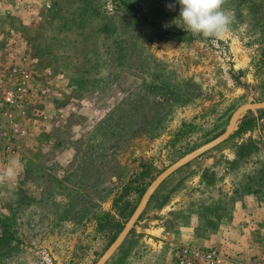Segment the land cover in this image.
Listing matches in <instances>:
<instances>
[{
	"label": "rangeland",
	"instance_id": "1",
	"mask_svg": "<svg viewBox=\"0 0 264 264\" xmlns=\"http://www.w3.org/2000/svg\"><path fill=\"white\" fill-rule=\"evenodd\" d=\"M40 1L0 0V64L14 49L51 72L0 163L23 165L0 183V264H94L156 175L264 99V0H226L221 38L179 26L177 0ZM184 245L264 263V109L169 175L105 264Z\"/></svg>",
	"mask_w": 264,
	"mask_h": 264
},
{
	"label": "built area",
	"instance_id": "2",
	"mask_svg": "<svg viewBox=\"0 0 264 264\" xmlns=\"http://www.w3.org/2000/svg\"><path fill=\"white\" fill-rule=\"evenodd\" d=\"M40 3L44 10H49L52 6L50 0H41ZM22 12L28 14L29 11ZM30 12L33 14L37 10ZM26 54L10 49L9 61L0 69V163L14 153L18 141L27 136V116L30 111L33 112L31 104L42 102L50 90L51 72L37 75ZM176 264L239 263L214 247L184 245L177 251Z\"/></svg>",
	"mask_w": 264,
	"mask_h": 264
},
{
	"label": "water",
	"instance_id": "3",
	"mask_svg": "<svg viewBox=\"0 0 264 264\" xmlns=\"http://www.w3.org/2000/svg\"><path fill=\"white\" fill-rule=\"evenodd\" d=\"M261 109H264V99L261 101L247 102L241 104L232 113L228 124L222 133L209 140L208 142L198 146L192 151L186 153L185 155L171 163L169 166H167L165 169H163L158 175H156L155 178L148 184V186L144 190L137 205L135 206L131 215L125 222L121 231L118 233V235L114 238L111 244L105 249V251L100 255V257L96 260L94 264H105L107 260L114 254V252L123 243L130 230L140 217L154 191L169 175H171L174 171L187 164L188 162L192 161L196 157L202 155L206 151L224 142L235 130L241 117L245 112L250 110L256 111Z\"/></svg>",
	"mask_w": 264,
	"mask_h": 264
},
{
	"label": "clouds",
	"instance_id": "4",
	"mask_svg": "<svg viewBox=\"0 0 264 264\" xmlns=\"http://www.w3.org/2000/svg\"><path fill=\"white\" fill-rule=\"evenodd\" d=\"M177 3L180 5L179 26L186 31L204 38H221L229 32L232 17L223 7L226 0H177ZM168 7L172 9L175 5ZM22 167L19 159H10L7 167L0 170V183L13 179Z\"/></svg>",
	"mask_w": 264,
	"mask_h": 264
},
{
	"label": "crops",
	"instance_id": "5",
	"mask_svg": "<svg viewBox=\"0 0 264 264\" xmlns=\"http://www.w3.org/2000/svg\"><path fill=\"white\" fill-rule=\"evenodd\" d=\"M23 15V14H22ZM24 16H26V15H24ZM2 49H0V51H1ZM6 54V56H5V58H6V61L5 62H8L9 61V53H8V51L5 53ZM3 64L4 63H2V64H0V69H1V67L3 66Z\"/></svg>",
	"mask_w": 264,
	"mask_h": 264
}]
</instances>
